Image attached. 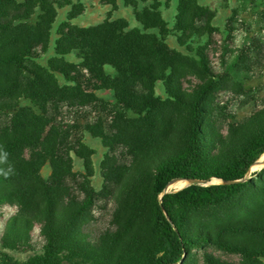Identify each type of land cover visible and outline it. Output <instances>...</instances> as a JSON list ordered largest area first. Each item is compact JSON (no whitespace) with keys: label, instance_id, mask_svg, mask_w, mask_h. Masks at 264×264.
<instances>
[{"label":"trees","instance_id":"16d2710c","mask_svg":"<svg viewBox=\"0 0 264 264\" xmlns=\"http://www.w3.org/2000/svg\"><path fill=\"white\" fill-rule=\"evenodd\" d=\"M171 1L164 0L165 6L168 7ZM98 2L116 10V0ZM124 3L134 10L141 29H129L124 20L104 21L96 29L102 33V45L100 49H94L87 30L70 24L77 16L71 13L56 32L57 61L42 65L40 60L50 48L57 1L0 0V150L9 154L6 164L0 167L13 169L9 177L0 176V206L16 201L23 212L31 210L43 220L40 231L45 237L44 254L29 264H61L59 256L68 245L70 225L92 206L91 200L74 201L70 193V182L77 179L72 172V155L83 160L88 179L92 151L83 144L80 120L93 110V106L101 104L95 92L101 88L99 83L106 76L105 67L110 66L116 72V96L118 104L125 109L135 110L137 114L145 111L149 106L144 105V100L147 99L149 105L155 102L153 86L159 81L165 83L169 97L175 102L183 100V93L177 89L181 84L174 81L176 63L185 57L170 50L162 38L152 33H160L166 28L158 12L160 2L124 0ZM140 4L147 6L140 9ZM180 14L197 20L203 18L206 23L212 17L210 14L207 17L197 0L181 1L173 29L182 32L187 29L188 22ZM75 51L83 55L86 64L91 62L89 69L92 71H86V76L81 63L65 59ZM167 72H170L169 76ZM58 75H62L64 84H60ZM209 91L210 86L203 85L186 95L191 100L190 124L182 143L177 147L170 144L154 150L156 162L149 178L153 199L150 211L158 232H164L160 239L164 247H160L158 254L170 244L173 247L143 264H187L189 249L199 241L214 244L234 257L233 260H223L207 255L205 264H264V168L251 174L261 179V185L253 191L249 218L228 227L231 236L242 240L198 236L178 219L182 209L208 206L225 193L245 187L248 183H226L243 180L254 161L264 152L263 131L253 135L236 161L228 165L218 161L216 142L203 141L198 131L200 103ZM22 100L29 101L30 106H22ZM46 163L50 164L52 174L44 182L40 172ZM212 179L220 180L222 184H193L158 200L169 181L207 183ZM139 201L135 195L130 198L129 214L136 211ZM34 220L24 216L20 220H7L4 232L29 238ZM105 239L87 241L79 256L91 264H103L102 251L108 245L107 241L116 244L122 241V237L116 233L106 235Z\"/></svg>","mask_w":264,"mask_h":264},{"label":"rangeland","instance_id":"374dc122","mask_svg":"<svg viewBox=\"0 0 264 264\" xmlns=\"http://www.w3.org/2000/svg\"><path fill=\"white\" fill-rule=\"evenodd\" d=\"M56 1L58 7L50 48L40 60L42 65L57 61L56 32L65 23V18L71 13L82 15L88 12V16L84 15L86 20L95 22L99 21V12L103 10L99 8L98 0ZM158 1L161 4L158 12L166 28L160 33H152L162 38L170 50L185 57V60L176 63L174 81L181 84V87H176L183 93V100L175 102L169 97L165 83L159 81L153 86L155 102L149 105V101L144 100V105L149 106L145 111L137 114L135 110L125 109L118 104L116 96V72L110 66L105 67L107 74L99 84L107 93L110 91L114 99H98L101 104L93 106V110L80 120L83 144L92 151L91 176L88 179L83 160L72 155V172L77 179L70 182V193L74 201L91 200L92 206L70 225L68 245L59 256L61 264H91L79 256L84 243L116 233L121 235L122 241L116 244L107 241L108 245L102 251L103 264H143L173 247L170 244L158 254L160 247H164L160 244L164 232H158L150 211L153 199L149 178L156 162L154 150L170 144L179 146L188 132L191 103L186 96L188 93L197 91L203 85L210 86V91L200 103L198 131L203 141L210 139L216 142V156L222 165L236 161L253 135L264 131V0H197L207 17L208 14L212 17L206 23L203 18L197 20L180 14L188 22L184 32L173 28L181 1L189 0H172L168 7L164 0ZM145 6L147 4H140L139 8ZM117 10L128 18L134 16V10L125 4L122 8L116 5ZM96 23L85 30L89 41L94 42V49H100L103 38L96 29L102 24ZM82 58L83 55L75 51L65 59L81 63L86 76V71H92L89 69L91 62L86 64ZM169 75L170 72H167ZM57 77L60 84H64L62 75ZM21 104L30 106L27 100H22ZM262 158L264 152L243 179L242 184L248 183L245 187L225 193L208 206L180 210L178 219L186 229L198 236L242 240L241 237L231 236L228 227L249 218L251 214L249 205L254 200L253 191L261 185V179L251 174L261 171L264 165L261 169L252 168ZM51 174L52 168L46 163L40 172L42 180L47 182ZM218 182L212 179L203 185ZM134 195L140 200L139 207L129 214V200ZM23 216L36 219L31 224L33 232L29 238L4 232L7 220H20ZM42 222L31 210L23 212L16 201L0 206V264H29L42 257L45 244V237L40 231ZM207 255L223 260L234 259L214 244L199 241L189 249L187 264H205Z\"/></svg>","mask_w":264,"mask_h":264},{"label":"crops","instance_id":"0c3cea01","mask_svg":"<svg viewBox=\"0 0 264 264\" xmlns=\"http://www.w3.org/2000/svg\"><path fill=\"white\" fill-rule=\"evenodd\" d=\"M116 2H117V5L119 7H121V8L125 4L124 0H121V1L120 0H116ZM97 4L99 5L100 10L101 9H103V10H101L99 12V15H98L99 16V18H98L99 21H95V22H98L96 24H103L104 21L124 20V21L127 22V24H129L128 25L129 29H134V28L141 29V26L137 23V21L135 20L134 16L131 19V18L126 17V15L120 14V12L118 10L117 11L113 10V8L111 6H109V5H100L99 3H97ZM89 14L90 13L85 12L82 15H77L73 20H71V24L72 25H78L79 28H82V29L90 28L91 26H93V24L95 22L86 20L85 17L88 16ZM84 15H85V17H84ZM65 22H67V18H65ZM105 74H107L106 70H105ZM95 96L99 100H107V97L108 98H110V97L113 98L112 93L110 91H108V93H107V91L103 87L100 90H97L95 92Z\"/></svg>","mask_w":264,"mask_h":264},{"label":"bare ground","instance_id":"6f19581e","mask_svg":"<svg viewBox=\"0 0 264 264\" xmlns=\"http://www.w3.org/2000/svg\"><path fill=\"white\" fill-rule=\"evenodd\" d=\"M263 165H264V158H262L260 161H258L256 163V165L253 166L252 169L253 170L261 169L263 167ZM188 184L189 183L187 181H183V180L169 181L164 187V192L169 193V192L174 191V190L183 189Z\"/></svg>","mask_w":264,"mask_h":264},{"label":"clouds","instance_id":"9594fccd","mask_svg":"<svg viewBox=\"0 0 264 264\" xmlns=\"http://www.w3.org/2000/svg\"><path fill=\"white\" fill-rule=\"evenodd\" d=\"M8 155L9 154L6 151L0 150V165L6 164ZM11 174H13L12 167H0V176L7 178Z\"/></svg>","mask_w":264,"mask_h":264},{"label":"water","instance_id":"95a60500","mask_svg":"<svg viewBox=\"0 0 264 264\" xmlns=\"http://www.w3.org/2000/svg\"><path fill=\"white\" fill-rule=\"evenodd\" d=\"M173 181H176V180H173ZM185 181H187L189 184H188V186H190V185H193V184H197V185H203L204 184V182H202V181H197V180H185ZM219 182H218V184H222V182L220 181V180H218ZM168 183V182H167ZM239 183H243V180H241V181H235V182H228V183H226V185H232V184H239ZM180 190H182V189H180ZM179 190V191H180ZM167 193H165V192H163L162 194H161V197H160V200H161V198L164 196V195H166Z\"/></svg>","mask_w":264,"mask_h":264}]
</instances>
